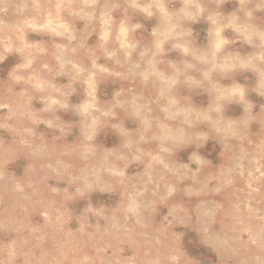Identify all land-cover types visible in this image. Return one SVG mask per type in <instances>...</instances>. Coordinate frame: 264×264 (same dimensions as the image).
Segmentation results:
<instances>
[{
    "label": "rangeland",
    "instance_id": "rangeland-1",
    "mask_svg": "<svg viewBox=\"0 0 264 264\" xmlns=\"http://www.w3.org/2000/svg\"><path fill=\"white\" fill-rule=\"evenodd\" d=\"M0 264H264V0H0Z\"/></svg>",
    "mask_w": 264,
    "mask_h": 264
}]
</instances>
